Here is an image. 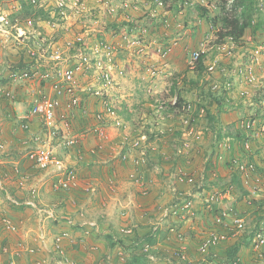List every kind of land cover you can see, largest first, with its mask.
<instances>
[{
	"label": "crops",
	"instance_id": "crops-1",
	"mask_svg": "<svg viewBox=\"0 0 264 264\" xmlns=\"http://www.w3.org/2000/svg\"><path fill=\"white\" fill-rule=\"evenodd\" d=\"M0 1L6 6L12 5L18 7L21 5V0ZM142 1L143 2L139 4V6H141L140 9L133 12V15L140 17V19L142 20L146 17H149L150 15H152L153 11L152 9H150L149 12H147L146 9L150 5L151 8H153L156 12L158 18H166L170 24V27L168 28L160 27L157 30V34L160 38L158 39L162 41L164 39V36H167L169 38L180 37V39L177 41V46H175V49L173 47L172 53H170L165 58L164 63H160V66H158L160 69L155 68L159 70L157 73H153V75H150L146 71L144 64H138L136 61L132 62L130 55H128L124 50H121L120 59L123 64L136 69L138 68V76H134L133 78L135 84L130 89L127 79H123L121 81L120 91L123 92V94H121L123 97V103L122 105L118 106V111L120 116L128 123L127 129L118 130L117 128L110 126L106 129L107 135H105L104 138L96 132L89 133L87 135H79L81 137L83 136L81 138L82 150L81 148L77 147L73 148V150L67 148L69 151L66 155L71 153V156L69 157H72L73 160H76L78 163L77 164L75 162L76 165H78L80 178L78 188L72 189L71 191L65 190L67 191V193H65V195H67L65 199L62 198V195L60 194H51V199L54 200H51L53 202H50L51 204L49 206L46 204L44 205V203L42 202L47 201V199H45L47 197L46 194L44 196V199L40 198V200H38L37 197H40L41 194H43L41 193L43 186L45 185L46 188L48 187V184H45L46 181L39 189L36 188L34 190H31V188H29V191L27 192L22 191L20 185L24 183L25 180L29 179V174H25V176L21 177L23 181L21 182V184H19V190L15 188L11 189L14 195L11 194V191L6 190V194L12 197L11 202L13 204L11 205L15 207L17 211L23 210L28 212L27 209L29 208H32L34 211H36V220L37 224L39 225L38 231L41 227H43L47 231L44 224L47 220H50L46 218L45 212H39L40 208L49 207L56 213H59L61 217L72 216L77 221L79 219V221L77 222L78 227L74 226L75 228H69L72 239H69V241L66 242V253L67 255H70V259H72L75 264L98 263L100 261V258L109 253L111 249L113 250V252L115 249L118 250V245L112 246L111 243L113 240L111 239V236H114V238L119 236L127 240V245L130 244L128 245L130 246V249L124 250L125 264H171L168 260L167 255L165 254L170 253V250L173 249L174 246H177V243L168 240L165 231L167 224H165L162 229L160 241L154 239V245L156 247L160 246V249L157 250L160 256L158 261L159 263L148 262L146 259H143V257L140 258L138 252H140L139 246L141 244V241L145 237V235L149 233L150 229L153 226L152 224L154 222H158L159 218H161V207L171 204L173 203V200H175L173 191L175 187L178 186L179 188H187V185L185 184H177V186L174 185V182L176 181L175 177L178 171L184 169L187 171L197 172L201 169V163L199 161H197L196 163V160L194 159L196 154L193 152V149L187 154L181 153L180 150L183 147L182 138H185V140L189 139L191 141V144L197 142L194 144V146L201 147L202 145L207 144V136H209L211 143L214 145L216 144V141L211 134L215 133L216 131H221L220 139H223V141L219 139L220 144L221 146H223L227 143L228 147L227 149L222 148L221 150H219L220 158H218V161L215 162L216 155L213 158L206 157L204 159V157L202 158L200 156L199 158H201V161L206 160V162L209 159V165L205 166L204 168L215 167L216 171L218 172V176L220 177V181L222 178H224L225 182L222 181L221 184H217L219 186L218 188L224 189L227 187L231 189L233 195L231 199L234 201L233 203H235L234 209L236 213L239 216L245 217L247 221L251 218V220H253V222L249 221L251 228H254L255 225L264 220V215L259 216V212L256 213L250 211V208L246 207L242 200H240L241 202L238 201L239 197L237 196V194L239 193V188L231 181L233 173L230 172L228 167V161H230L234 157L242 158L243 160L254 161L258 164L257 173L255 175H259L261 178H264V114L261 115L260 113H258V103H253L250 100L247 101L250 104L248 105L249 109L255 108L253 118H257L256 126L252 131H250V133L253 135L251 146L252 152L254 154L250 155L249 152H246L243 146V141L246 138V134L245 136L244 134L242 136L238 135V132H247V130L241 125L238 117L234 118V111L238 109L246 110L241 101L239 102V105L238 103H234V101H231L227 98L222 105H219L218 102L214 100L212 105L209 107L211 109V115L213 116V118H208L207 112L202 113V111H198L200 108H202L200 105H198V102H205V100L203 99L205 97L199 96L198 94L203 92L205 89H208L210 87L209 83L205 85L200 81L201 83L199 82L198 84L199 87H195V85L194 87H191V85H187L185 87L184 81L182 82V84H180L181 80H178L177 87H182L183 85L184 91L181 93V95L184 99H187V97L192 98V92H195L194 98H192L195 100V102L191 98L189 99L196 104L195 106H197L198 109L196 110L195 114L198 115L197 118L200 125L198 124V126L196 127V132L198 134L203 132V136L197 140L191 135L187 137V133L185 131L182 134L176 132L181 124L179 118L175 116V108L172 106L177 93H171V86L174 82L173 79L171 80L172 76L170 75H172V73L178 71L179 69H183V66H186L185 61L187 60L188 50L198 47V43L200 40L199 38L203 37L205 29L202 33L200 28H193L191 26V20H183L182 18L189 15L190 11L186 9L176 10L175 6L172 7V2H170L169 0H167V3H169L170 7L168 6L167 9H165V7L163 6L156 5L155 0ZM178 2H180V0H175V3ZM129 18V15L126 16L124 14H120L113 20L115 24H111L109 26L116 25L118 27L126 20H129ZM73 24H75V22H73ZM39 25V27L46 33H50L52 31L47 20L40 22ZM79 25L77 24L72 26L68 31L59 30L54 35L64 41L71 36H75V32L81 29ZM200 27L203 29V26ZM114 38L115 34L109 31L107 33L106 39L109 41ZM117 42L116 45L118 44ZM167 42H170L169 39L167 40ZM253 48L254 46H252V44H249L245 48L243 46L240 47L239 52L236 54L235 58L242 55L246 58L244 59V62L250 63V52ZM2 55H5V52L0 48V56ZM6 58L10 60L9 56ZM235 61H237V63L234 68L237 69V66L242 65V63H239L241 62V60L238 58L235 59ZM257 63V67H260V71L258 73L263 78L259 79L258 83L255 82L254 84H250V86L248 85L247 87H245L244 84L242 85V83L244 82H242V80L239 81V79H242L241 75L239 78L236 77L238 81H235V84L238 89L234 90L233 93L231 92L234 95L233 96L231 94V97L234 98L235 94H240V91L243 89L249 90L252 94L254 92L256 94L260 89H264V60H260ZM4 64L5 66L2 70L3 73H0V84L6 83V80H4V76L6 75L5 70L7 71L8 67L6 63ZM150 64L155 65L152 62ZM164 67H166V70L164 69ZM161 69H164L163 72L161 71ZM179 72H181V70H179ZM169 76L170 85L166 79V77L169 78ZM242 86L244 87L241 88ZM19 96H21V98H19L20 101L14 102H8L7 100L5 101V99L0 98V109L8 112V115L10 117L13 113H15L14 111L24 109V102L21 101V99L26 100L27 98L23 97V93H21ZM164 99L170 102L166 110H163V108L156 103L158 100ZM252 99L256 100L257 98L254 99L252 97ZM96 103L97 100L90 99L89 107L93 110L98 109V103ZM224 106L228 107V109L230 108V111L233 112H229V110L228 112H226L224 109H222ZM162 111L165 116L162 115ZM197 112H199V114H197ZM172 115L174 116L170 117ZM19 117H24V114H20ZM78 117H81L79 118L80 121H78L77 124V131L79 132H82L83 129L88 125L95 123L92 116V118H85L86 116L82 115ZM204 118L209 119V124L211 126H209L208 123H203V120H205ZM230 124L233 127V130L227 132ZM5 127L6 129H8V135L10 136L8 138L3 137L2 132L4 131V129L2 130L0 123V141H5L7 143V146L10 144V146L14 149L15 145H19V147L22 145H28V142L25 139V131L18 127V119H15L13 123H9ZM198 127L200 128V130L198 129ZM242 128L244 130H241ZM11 131H14L13 134L11 133ZM32 131L35 130L32 129ZM124 134H126L127 136L126 140H128L129 145L131 140L140 139V145L142 144L148 146L147 152L150 157L147 165L142 168L143 170H140L138 167V159L136 158L138 150L133 149V154H130L131 157L135 156L136 162L134 163L132 162V158L128 160H123L120 158V154H126L125 151L128 152V146L125 147V144L122 140ZM39 135H42L46 139V143L53 147L55 146L58 151L66 149V147L62 149V146L60 145L62 143L60 137H54V135H51L49 131L47 133L40 132ZM92 148H96L98 150L96 154H90V152H88ZM138 172H142L144 180L143 186L135 181ZM39 180H41V178ZM57 180L58 177H55L52 181L53 183H56ZM87 182H89L88 184L90 187L88 189H85L88 187L85 186ZM212 183L215 187L214 182ZM52 187L54 189L56 186L51 185V187H49V190L52 191L50 193H53ZM143 188L147 190L146 194H143ZM205 189L208 190V186ZM13 200L17 201L18 204H15ZM28 201L34 202L36 204V207H34L32 204L27 203ZM203 201H205V199ZM203 201L202 205H200L197 210H202L201 214L203 216V220L206 223H209L212 220L211 218L213 217L214 212H217V209H215L214 211L208 210ZM222 204H227L230 206V202H223ZM83 209H85L89 217H86L84 215ZM125 210L127 211L126 217L122 215V212H124ZM96 213H99L100 216H97V218L95 219V217L92 215H96ZM260 213L264 214L262 212ZM83 219L96 220L99 223L100 231H103L102 234L93 235L86 238L84 236V228L80 227V222ZM19 222V224H25V220H19ZM30 224L31 223H28V225ZM130 224H133L131 225L132 227L135 226L134 230L136 236L135 238L129 237L128 240L126 233L121 231V229L124 226H129ZM185 226L187 234L186 241L188 246L187 254L192 259H198L200 255L197 251V241L193 239L189 240L188 235H192L193 232L192 229L189 228L188 224ZM53 227H59L57 232L61 230V228H65L60 226L59 223H56ZM50 232L47 231L48 234H50ZM28 233L29 231H27L26 234H21V240H16H19V243H23L24 241H26L28 246L37 247L38 243L36 241V238L32 239V237H28V235H30ZM233 240L230 242L228 241L229 243L226 242L225 244H223L221 246L220 253L222 255H225L223 254V251L227 249H235V255L240 253L243 263L250 264V262H247V260L245 259V253H247L248 255L249 250L242 248L238 242ZM12 243L15 242L13 241ZM20 245L22 246L25 244ZM95 246L97 247L96 249ZM18 247H14V250H16ZM11 248L13 249V245ZM47 254L48 253L46 250H41L36 256L45 257L47 256ZM0 256L2 257V260H0V264H16V262L12 263L11 261V253H4V255L0 253ZM19 257H24L26 260L25 263L27 264H34L33 259L36 258L35 256H31L22 249L19 250L18 254L14 255V260L16 258L18 260ZM136 257L137 260L135 259Z\"/></svg>",
	"mask_w": 264,
	"mask_h": 264
},
{
	"label": "built area",
	"instance_id": "built-area-1",
	"mask_svg": "<svg viewBox=\"0 0 264 264\" xmlns=\"http://www.w3.org/2000/svg\"><path fill=\"white\" fill-rule=\"evenodd\" d=\"M20 1V0H19ZM233 3L235 0H228ZM99 4L104 5L107 13L114 11H123L129 15L131 9H137L139 0H119L116 4L115 0H97ZM20 6H6L0 1V48H6L5 44L11 42L12 48L18 59L7 62V74L4 76L6 83L0 84V98L9 101H14L16 86L23 85L25 91L28 93L27 98L32 102L33 107L29 110V116H40L48 124L49 127L58 122L62 123L64 127L63 143L68 147H74L80 139L77 135H73V131L77 129L78 117L80 115L92 116L97 121L95 126H90L89 131H95L100 135L104 132V122L107 118L111 119L113 123L121 127L123 126L122 120L118 117L116 112L117 96L115 95L117 85V75L122 74L124 69H121L114 60L116 55V46L106 39L107 33L114 30L105 23L103 27L99 24L105 21L104 17L98 18L97 10L88 8L86 0H21ZM116 4V5H113ZM24 4H32L34 9L43 8L49 15V19H41L42 16L32 17L31 15L25 16L23 14ZM260 9H264V0H260ZM105 13V12H104ZM78 18H82L79 20ZM37 19V20H35ZM47 20L52 31L50 33L44 32L39 26L40 22ZM75 22V24H73ZM80 23V25H79ZM79 25L80 30L75 32L74 37H69L62 41L61 38L55 36L57 31H68L74 25ZM140 32L135 33L133 30L129 31L124 28L120 31V38L130 48L137 49V53L147 55V47L144 44L145 36L148 32L146 27L140 28ZM116 33V32H115ZM248 41L252 43V37L249 35ZM151 43V42H150ZM237 47L235 39L229 37L226 42L217 45V50L226 54H233L232 49ZM160 56H166L169 49L161 47L157 50ZM253 51V54L251 53ZM250 52V61H259V57L264 56V42L256 46ZM14 52V54H15ZM205 52L204 47H200L192 51L188 64L194 68L196 61ZM255 52H258L257 54ZM38 54V55H37ZM37 56L38 61L33 62V70L20 68L16 62L21 58L28 59V57ZM257 57V58H255ZM39 58H44V62ZM216 64H210L208 70L213 72ZM42 67L49 69V74L53 75V80L44 88L33 92V84L36 82L34 77H44L41 74ZM119 71V72H118ZM251 73V72H250ZM244 74V73H243ZM243 76V75H242ZM249 83H255L254 74H248ZM13 86H15L13 88ZM46 87H49L46 90ZM253 94L249 90H241V96L258 103L260 107V114H264V94L259 99L253 100ZM92 97L100 98L101 109L91 112L89 101ZM183 109L186 112L185 122L188 124V134H194L196 130L197 119L193 116L192 105L190 102L185 104ZM205 112L204 109L201 110ZM254 115V114H253ZM242 120L241 125L248 129L253 130L257 123V118ZM60 119V120H59ZM69 119L72 121H69ZM76 124V125H75ZM264 130V124H263ZM253 135L249 132L248 138L252 139ZM251 139L244 142V147L247 151L252 153ZM139 141L136 140L132 143V147L138 148ZM188 144L186 145V147ZM92 153H96V149H91ZM141 160L144 159V151L140 152ZM30 159L40 169H47L56 165L60 171L61 177L55 184L57 189L72 190L78 188L79 172L75 166L65 165V160L58 159L55 151L51 145H42L38 149L30 153ZM128 154L123 156L124 159L128 158ZM136 161V159L134 158ZM139 163V160L137 161ZM140 164V163H139ZM258 167L257 162L239 161L235 158L230 162L229 168H239L243 172V183L249 191L247 198L244 202L250 204L251 200H256L264 197V178L255 175ZM216 177V172L212 170L200 169L197 172L187 171L181 169L176 175L178 183L188 185L190 189L178 190L177 187L173 190L183 205L180 206V213L185 218V213L192 214L193 200L197 191L202 192L206 189V182L208 178ZM135 181L141 186L144 185V180L141 172H138ZM88 183H86L87 185ZM85 189H88L90 186ZM143 194L147 190L143 188ZM232 191L230 188H225L220 191L208 193L206 199L207 209L214 211L212 204L219 205L217 212L212 217V224L207 229L197 230L196 223L191 222L189 228L195 229L196 233L192 234L197 239V251L200 254V260L197 264H218L217 248L220 244L226 242L230 238H236L246 230V221L243 216H239L234 207L231 205H223L225 199L232 198ZM15 204L17 201L13 200ZM36 207L34 202L28 201ZM38 208V207H37ZM162 209V216L158 222H154L152 228L148 233L150 238H160L159 231L164 227V222L172 213L177 210L171 206H165ZM39 212H45L46 218L51 219L53 222L66 224L68 228L77 225L75 218L67 216L60 218L54 210L48 208H40ZM194 215V214H193ZM188 223V222H187ZM187 223L184 222L186 225ZM0 224L3 229L8 233L18 232V225L9 216L3 215L0 219ZM179 226L172 224L167 227V238L170 241H175L178 245L173 249L172 255L177 257L175 264H193V260L188 256L186 226ZM80 227L84 228L85 234H91L92 230L99 232V225L96 221L83 219L80 222ZM122 231L126 234L133 232L132 227H124ZM71 238L69 229L63 228L61 231L50 236L47 231L41 227L36 237L37 247L23 246L30 255L35 256L34 264H47L45 258L37 257L38 252L41 250L54 251L57 256L56 264H69L70 259L65 254L64 243L67 239ZM51 240V243H50ZM160 241V240H159ZM141 242V248L146 253L149 260L157 261V256L152 253L153 245L149 243L148 238H144ZM264 246V222L260 228L254 232L252 248L255 252L260 253ZM0 247L3 252L11 253L12 255L18 254L19 250L10 249L4 246L0 238ZM96 248V247H95ZM22 249V250H23ZM12 250V251H11ZM208 258H213L208 260ZM124 250L119 246L115 252L107 253L106 258L96 264H125ZM12 263H15L12 260ZM94 264V263H93Z\"/></svg>",
	"mask_w": 264,
	"mask_h": 264
},
{
	"label": "rangeland",
	"instance_id": "rangeland-1",
	"mask_svg": "<svg viewBox=\"0 0 264 264\" xmlns=\"http://www.w3.org/2000/svg\"><path fill=\"white\" fill-rule=\"evenodd\" d=\"M86 1H87L88 8H92L94 10H97V12L99 14L98 18L101 19L102 16L104 17V20L103 21H105V22L99 24L101 27H103L105 23L114 22L113 20L115 19V17L119 16V14H120V10L106 14L107 13V10H106L105 6L104 5L102 6L101 4H99L97 2V0H86ZM213 1H215V0H213ZM235 1L233 3H231L228 0H222V1L221 0H217L216 2L219 5H222L223 4L225 6V10L227 11V14L230 13V15H231V13L232 14L233 13H236L237 15H241L243 8L241 6H238L236 9H234V5H235L234 3H235ZM115 3L118 4L116 1H115ZM259 3H260V0H255L254 1L255 13H254L253 17H254V21L255 22H257L258 20H264V9L263 10L260 9V4ZM116 4L113 3V5H116ZM136 18H137V16H136ZM202 22H205V24H203V28L205 29V32L208 34V33H211L212 31H215V34L214 33H212V34L215 37H217V29L219 28L218 25L220 23H222V21L217 25V27H215V25L213 24V22H210V20H203ZM108 24H110V23H108ZM200 30L203 33V30L202 29H200ZM262 31H264V30H262ZM248 32H249V30H248ZM213 35H211V36H213ZM261 35H263V34H261ZM256 36L258 37V35H256ZM251 37L253 38L252 35H251ZM118 39H119V36L117 35V36H115L114 39L109 40V43L115 44L118 41ZM179 39H180V37H178L177 40H179ZM199 39L202 40L203 37H200ZM253 40H254L255 43H258V41H257L258 38L256 39L254 37ZM240 44H242V43L239 42V45ZM5 46H6V48H1L5 52V55L0 56V71H1L0 73H3L2 70L4 69V66H5L4 63L11 62L12 60H16L17 61V59H18V55H16V52L13 49H10V48H14L13 43L9 42V43L5 44ZM175 46H177V44L174 45V49H175ZM158 48H159L158 46H155V47L152 46L149 49V53H150L149 58H150V61L155 64L151 68H153L152 70H155L156 73L160 69L158 67V66H160V63L161 62L164 63V60L167 57V56L158 57L159 56V52L157 51ZM239 49H240V47L238 48V51H236V52L233 51V54L231 56L236 55L239 52ZM8 51H9V54H8ZM172 51H173V49L170 51V53H172ZM14 52H15V54H14ZM189 53L190 52L188 50L187 56L190 55ZM251 53L254 56L253 51ZM255 53L257 54L258 52H255ZM8 56H9L10 60L8 58H6ZM230 58L229 59H226L227 60L226 62H229V65L223 66V69L221 70V72H220V70H219V72L218 71L217 72L215 71L214 76L212 75V77L215 80L221 82V80H223V78H226V76H227V74L229 72L230 74H232V77H234V81H236V82L238 81L236 77L239 78L240 75H241V78L242 79H239V81L242 80V82H244V83H242V85L244 84V86L247 87L248 85L250 86V84H253V83H249V81H248L249 80L248 79V74H250V75H251V73L254 74V78H255L254 82H257V83L259 82V79L263 78L258 73L260 71L259 70L260 67H257V64L258 63H255L256 62L255 60L250 61V63H248V62H244V59H246L245 56H242V55L241 56H238L237 58L241 60V62H239V63H242V65H238L237 66V69H236V68H234V66L237 63V61H235V59H237V58H235L233 60L230 59ZM255 58H257V57H255ZM263 60L264 59H262L261 61H263ZM133 61H134V59L132 60V62ZM185 63H187V62L185 61ZM240 66H241V68L245 72L243 74V77H242V72H239V70H240L239 67ZM187 67L188 66H183V69H179L181 71L183 70L182 72H180L181 73L180 74L181 76H180V79H179V80H181L180 81V84H182L185 76L190 77V78L191 77L195 78L196 76L199 77L197 74H194L192 71H189L190 69H187ZM155 68H159V69H155ZM164 69L166 70V67H164ZM164 69H161V71L163 72ZM126 70H127V73L126 74L128 76V78H126V79L129 82V89H130L135 84L133 78H134V76L135 77L138 76V68L136 69V68H133L132 67L130 69L129 67H126ZM179 70L176 71V73H178ZM146 71L150 75H153L152 72H150L148 70H146ZM224 72H225V74H223ZM5 74H6V70H5ZM173 75H174V73H172V75H170V76H172L171 80L175 77ZM170 76H169V78L166 77L167 82L169 83V85H170ZM213 78H212V82H213ZM200 81L202 83H204L203 80H200ZM244 86H242L241 88H243ZM14 87L15 86H13V88ZM48 88L49 87H46V90H48ZM205 90H208V89H205ZM176 91L178 93L179 92L182 93L184 91L183 90V85H182V87H178L176 89ZM192 94H193L192 98H194L195 92H192ZM237 96H239V95L238 94L237 95L235 94V97L231 101H234V103H238V104L241 101L242 105L245 106V109H246V110L238 109V110L234 111V118H237L238 117V119L240 120V123H241L242 120L245 117H247L246 119H249V117H251L255 113V111H254L255 108H253V109L250 108L249 109L248 105H250V104H249V102H247L248 100L246 101L243 98L241 99L240 97H237ZM17 98L19 99V98H21V96H18ZM189 98H191V97H187V100H190ZM18 99H16V101H20V99L19 100ZM192 100H194V99H192ZM21 101L24 102V106H23L24 109H22V110H25L26 109L25 107H27L28 104L30 105V103H29L30 101H29V99H26V100L25 99H21ZM225 107L226 106H224L222 109H224L226 112H228V110H229V112H233V111H230L231 110L230 108L228 109V107H226V108ZM0 116H1L0 117L1 128H2V130L4 129V131L2 132L3 133V137L4 138H8L10 135H8V131H7L8 129H6L5 126H7L9 123H13L15 121V119H11V117L8 115V112L3 111L2 109H0ZM204 119L205 120H203V123H208L209 124V119H206V118H204ZM246 119H244V120H246ZM199 125H200V123H199ZM209 126H211V125L209 124ZM198 129L200 130L199 127H198ZM232 130H233V127L230 124V127L228 128L227 132L228 131L230 132ZM13 132L14 131H11L12 134H13ZM73 133H74V135H75V133L78 134L77 131L76 132H73ZM211 135H212V137L215 138V141H216V144H214V145L211 143V140H210V137L209 136H207V142H206L207 144L202 145L201 147L194 146V144L197 143V142H194L193 144H191L192 149H193V152L196 154V156H195L194 159L196 160V163H197V161H199L201 163V166H200L201 169L204 168L205 166H208L209 165V159L207 160V162H206V160L201 161L200 160L201 158H199V156L202 157V158L204 157V159L206 157L213 158L217 154L220 155V151L219 150H221L222 148L227 149V147H228L227 146V143L225 145H223V146H221V144H220L221 131H216L215 133H212ZM202 136H203V132L200 133L199 136L195 137V139L198 140ZM62 139H64V138H62ZM61 141H63V140H61ZM218 141H219V143H218ZM221 141H223V139ZM81 142H82V140L76 145V147L77 148H81V150H82V147H81L82 146L81 145L82 143ZM60 145L62 146V149L65 148L64 144L61 143ZM31 147H33V145H30V144H28V145H22L20 147H19V145H15V149L13 147H11L10 144L8 146H7V144H5V147H0V219L3 217V215H6V216H9L17 224L20 223L19 220H25V224H19V227H18L19 231L16 232V233H11V234L8 233V232H6L3 229V227L1 226V224H0V229H1L0 230V238H1V241L4 240L11 247L13 245V248L14 247H18L20 244L27 245L26 241H24L23 243H19L20 241L19 240H16V239H20L21 238V234H26V232L29 231L28 234H30L32 236L28 235V237H32V239H34V238L37 237V235H38V233H39L40 230L38 231L39 225L37 224V220H36L37 219L36 211H34L32 208L27 209L28 212L23 211V210L17 211L15 209V207H13L11 205V204H13L11 202L12 201V197L11 196H8L6 194V190L7 191H11V189H13V188L19 190V184H21V182L23 181V179L21 177L22 176H25V174H29V179L25 180L24 183H22L20 185L21 186L20 188L24 192L29 191V188H31V190H34L36 188L39 189V188H41V186L46 181L45 184H48V187L46 188V186L44 185L43 186V189L41 191V193H43V194H41L40 197H37L38 200H40V198L41 199H44L45 194L47 195V197L45 198V199H47V201H42L44 203V205L46 204V205L49 206L51 204L50 202H53V201H51V200H54V199H51V194H60V195H62V198H64V199L67 196V195H65V193H67V191L62 190V189H57L56 187L54 189L52 187L53 193H50L52 191L49 190L50 189L49 187H51V185L52 186H55V184L58 182V180H57L56 183H53L52 180H54L55 177L56 178L57 177L59 178V175H60V171H59V169L57 168L56 165L51 166V167H49L47 169H40V168L36 167V165L32 162V160H28V162H26L24 164H23V161L20 162L21 158L25 157V154H27V150L30 149ZM51 147L55 151V154H56V156H57L58 159L65 160V163H64L65 165L66 164H68V165L69 164H71V165L72 164H75L76 165L77 161L76 160H73L72 157H69V156H71V153H69L68 155H66L68 153V151H69L67 148L64 149V150L58 151L55 146L54 147L51 146ZM73 148H75V147H72L70 149L73 150ZM13 153H15V155L17 156V158L20 156V159L19 160H16L15 158H11V154H13ZM76 169L78 170V165H76ZM40 178H41V180H39ZM51 178H52V180H51ZM219 178L217 180L209 178V180L207 181L208 190H206L204 192H201L200 191V194L198 195V197L195 198V200H196L195 203H197V205H196L197 207L196 208H199V206L202 205V201L205 199V197L208 195L209 192H214L216 189H218L219 186L217 185V183L220 182V179ZM222 181L225 182L224 178H222L221 179V182L218 183V184H221ZM212 182H214L215 187L213 186V183ZM87 183H89V182H87ZM87 185H85V186H87ZM189 189H190V187L187 186L186 190L188 191ZM46 191H47V193H46ZM69 191H71V190H69ZM239 193H240V191H239ZM239 193L237 194L238 197L240 196ZM11 194H13L12 191H11ZM48 194H50V195H48ZM56 196H58V195H56ZM235 197H236V195H235ZM175 199H176V196H175ZM238 201H240V199ZM40 204H42V203H40ZM172 204H173L172 207H175L176 204L179 207L181 205H183V203H182V201H180V199H178L177 201L173 200V203ZM46 208H49V207H46ZM83 210H84V212L83 211L82 212L84 213V215L86 217H89V215L86 213L85 209H83ZM201 212H202V210L201 211H199V210H197V211L193 210L192 213L194 215L192 216V218H191V216L187 217L188 219H186L185 223H187V221H188L187 224H191V222H193V223L195 222L196 224L195 223L194 224L196 225L197 230H200L202 228L203 224H204V220H203V216H202ZM57 214L59 215V213H57ZM185 214H186L185 216H187L188 213H185ZM92 216H94L95 219H96L97 216H100V214L99 213H96V215H92ZM94 217H92V218H94ZM180 219L181 218H178L177 215H175L174 218H171V220H173V222H175V223H179V220ZM50 220H47L44 225L46 226L47 231H49V232L51 231L49 235H53V234L57 233V230L59 229V227L58 228L53 227L57 222H53V221H50ZM78 221H79V219H78ZM249 221H252L253 222V220H251V218H250V220L247 221V224H246L247 230L243 231V235H241V237L239 239H246L247 241L250 239L249 238L250 237V234H249L250 222ZM28 223H31V224L28 225ZM62 227H65V226L62 225ZM62 229L63 228H61V230ZM61 230H59V231H61ZM192 230H193V234H194V232L196 233V228L195 229H192ZM102 232H101V234H102ZM51 233H53V234H51ZM188 236H189V240H191V239L195 240V237H193L192 235L189 234ZM99 237H101V236H99ZM9 240H10V243H9ZM27 240H28V238H27ZM232 240L233 239H230V241H232ZM13 241L15 243H12ZM50 243H51V240H50ZM222 245H223V243L221 244V246ZM64 248H65V254H66V256L68 258H70L69 257L70 255H67V253H66V241L64 243ZM223 248H226V247H223ZM17 249H19V248H17ZM115 251H116V249L114 250V252ZM111 252H113L112 249L109 251V253H111ZM0 253H2L4 255V253L1 250H0ZM47 253H48L47 256H45V257L42 256L41 258H45V260L47 261V264H56L57 257H58L57 255L58 254H56L54 251H47ZM246 255H247V253H245V259L247 260V262L249 261L250 264H264V259L263 260H258V261H256L255 259H253V256L250 253V251H249V254L247 256ZM1 258L2 257L0 256V260H2ZM105 258H106V256L104 255L103 257L100 258V261L104 260ZM15 260H16L15 261L16 264H27V263H25L26 260H25L24 257L23 258L19 257L18 260H17V258ZM33 263H34V260H33ZM156 263H159V262L157 261ZM69 264H75V263H74V261L72 259H70ZM245 264H248V263H245Z\"/></svg>",
	"mask_w": 264,
	"mask_h": 264
},
{
	"label": "clouds",
	"instance_id": "clouds-1",
	"mask_svg": "<svg viewBox=\"0 0 264 264\" xmlns=\"http://www.w3.org/2000/svg\"><path fill=\"white\" fill-rule=\"evenodd\" d=\"M116 2H118L119 0H115ZM217 0H215V1H213V0H180V2H178V3H175L174 4V6H175V9L176 10H179V9H186V10H189L190 11V14L189 15H187L186 17H183L182 19L183 20H191L192 21V23H191V26L193 27V28H200V29H202L200 26H203V24H205V22H202L203 20H210V22H213V19H214V17H216V16H218L219 14H221L222 12L224 13V10H225V6L222 4V5H219V4H217V2H216ZM222 1V0H221ZM71 2H73V0H71ZM143 1L142 0H139V2L137 3V6H138V8L137 9H131L130 11H129V16H130V18H129V20H126L123 24H121V25H119L118 27L116 26V25H112V26H110L113 30H114V32H112L113 34H115V36H119V39H118V44L116 45V43L114 44L115 46H116V55H114V60H115V62H116V64L121 68V69H124V71H123V73L122 74H118L117 75V85H116V90H115V95L117 96V101H116V112H117V115H118V117L122 120V122H123V126H121V127H118V126H116L114 123H113V121L111 120V119H109V118H107V120H105V122H104V134L103 135H100L99 133V135L102 137L103 136V138H104V136L105 135H107V128L108 127H110V126H112V127H115V128H117L118 130H126L127 129V125H128V123L120 116V114H119V111H118V109H119V107L118 106H120V105H122V103H123V97H122V95L121 94H123V92L122 91H120V87H121V81L123 80V79H125L126 80V78H128V76H127V70H126V66L127 65H124L123 64V62L121 61V59H120V53H121V50H124L128 55H130V58L133 60L134 59V61H136L138 64H144V67H145V69L146 70H148V71H150V72H152V73H155V70H152L153 68H151L152 66H154V65H151L150 63H151V61H150V58H149V55H150V53L148 54L147 53V55H142V56H140L138 53H137V49H133V48H130V47H128L127 45H126V43L125 42H123L122 40H121V38H120V31L122 30V29H124V28H128L129 29V31H131V30H133L135 33H137V32H140L142 29H140V28H143V27H146L147 29H148V32H147V34H146V36H145V39H144V44L146 45V47H147V51L149 52V49L152 47V46H158V47H161L162 48V41H160L159 39V37H158V34H157V30H158V28L155 26V23H154V21H153V18H158V16H157V14H156V12L154 11V9L153 8H151V6L149 5L148 6V8L146 9V11L147 12H149V10L150 9H152V11H153V13H152V15H150L149 17H146L145 19H140V17H137L136 18V16H134L133 15V12H135V11H138L139 9H140V7L141 6H139V4L140 3H142ZM155 3H156V5H159V6H163L164 7V5L166 4L165 3V0H155ZM188 3V4H187ZM167 7H168V5L166 4V7H165V9H167ZM203 8H206V9H208V19H200L199 17H197L198 15H199V13H201L202 12V10H203ZM120 14H124V15H126L127 16V13H125V12H123V11H120ZM119 14V15H120ZM196 17H197V19H196ZM79 20H81L82 18H78ZM165 20H166V24H163V25H161L160 27H164V28H168V27H170V24H169V21L165 18ZM194 22V23H193ZM108 23H110V24H108V25H111V24H115L114 22H108ZM219 29V28H218ZM218 29H217V31H218ZM203 31H204V28L202 29ZM116 32V33H115ZM212 33H214L215 34V31H212L211 33H206V32H204V35H203V39L202 40H199V43H198V47L197 48H194V49H191V50H189V56H187V60H186V66H190L189 64H188V59H190V56H191V53H192V51H194L195 49H198V48H200V47H204V49H205V52L203 53V54H205V56H204V62H205V64H206V66H207V68L205 69V79H211V82L209 83V86L211 87V90H218L219 88H221V82L220 81H217V80H215L213 77H212V75L214 76V74H215V71L217 72H219V70H220V72H221V70L223 69V66H221L220 68H218V61H223V62H226L227 60L225 59V58H222V56H221V54H223V55H225V56H227V57H231L230 59H235V56L236 55H233V56H231V54H226V53H224V52H222V51H219V50H217V45H219V44H216L215 45V43H213V40L215 39V38H217V37H215ZM247 33L248 34H245L244 35V39H246V41H247V44L249 45V39H248V37H249V35H252L253 36V38L256 36V35H258L259 36V38H258V43H255L254 42V40H253V38H252V46H254V48L256 47V46H258L259 44H261L262 42H264V35L262 36L261 34H253V33H249L248 32V30H247ZM211 35H213V36H211ZM230 36H225L224 37V40H223V43L224 42H226V40H228V38H229ZM232 37V36H231ZM159 38V39H158ZM168 39H169V44H168V49H169V52L168 53H170V51L173 49V47H174V45H176V43H177V39L178 38H169L168 37ZM234 39V38H233ZM220 40V39H219ZM151 42V43H150ZM243 45H239V46H237L236 48L238 49L239 47H242ZM253 48V49H254ZM234 52H236V51H234ZM188 54V53H187ZM158 57H161L160 55L158 56ZM264 58V56L263 57H259V61L260 60H262ZM250 60H251V58H250ZM258 61V62H259ZM213 63H215L216 64V66H215V70L213 71V72H211V71H209L208 70V66L210 65V64H213ZM127 67H129L130 69L132 68L131 66H127ZM237 71V70H236ZM119 72V71H118ZM6 74H7V71H6ZM223 74H225V72L223 73ZM212 78H213V82H212ZM203 82H204V80H203ZM220 82V83H219ZM176 93L178 94V92L176 91ZM264 93H262V95H263ZM240 95H241V92H240ZM262 95H260V96H262ZM91 99H95V100H97V103H98V106L97 107H99L98 109H101V107H102V105H101V101H100V98H95V97H92ZM177 100H178V96L176 95V98H175V100H174V102L172 103V106L175 108V116H177L178 118H179V121H180V124H181V126L176 130V132H182V133H184V131L187 133V137L188 136H193L194 138L195 137H197V136H199V134L196 132V130H195V132H194V134H188V129H189V126H188V124L185 122V118H186V112H185V110L183 109V107H184V105L185 104H183L182 105V108H180V107H177V106H175L176 104H177ZM244 100H248V99H244ZM188 102H190V104L192 105V114H193V116L197 119V121H196V127L198 126V115H196L195 114V112H196V110H198L197 109V106H195L196 104L194 103V104H192V100H187L186 99V104H188ZM96 103V104H97ZM160 107H162L163 108V110H166V108H167V106H169V104H170V102L168 101V100H166V99H164V100H158L157 102H156ZM165 104V105H164ZM98 109H91V112L92 111H95V110H98ZM202 109H204L203 107L202 108H200L198 111H201ZM205 110V112H202V113H206V109H204ZM259 112H260V107H259ZM197 114H199V112H197ZM93 114L91 113V114H87V115H82V116H86L85 118H90L91 116H92ZM162 115L163 116H165L164 114H163V111H162ZM174 115H172V116H170V117H173ZM93 117V116H92ZM91 117V118H92ZM93 119H94V117H93ZM244 120V119H243ZM79 121H80V119H79ZM94 121H95V123L94 124H91V125H88L87 127H85L84 129H83V131L82 132H79V131H77V133L78 134H76L75 133V135H77V137L79 138V139H81L82 137L81 136H79V135H87V134H89V133H93V132H95V131H89L87 128L88 127H90V126H95L96 125V123H97V121L94 119ZM78 123V122H77ZM246 129V128H245ZM247 130V132H244L245 134H246V138L244 139V141H243V146H244V142L247 140V139H251V138H248V133L250 132V131H252V129L251 130H248V129H246ZM74 132V131H73ZM72 132V133H73ZM76 132V131H75ZM97 133V132H96ZM181 133V134H182ZM245 134H244V136H245ZM73 135H74V133H73ZM63 136H64V133H63ZM126 134H124L123 135V137H122V140H123V142H124V144H125V147L126 146H128V152L127 151H125L126 152V154H128V158H126L127 160L128 159H131L132 158V162L134 163V162H136L135 160H134V158H135V156L134 157H131V155L130 154H133V147H132V143L134 142V141H136V140H131L130 141V145L128 144V140H126ZM142 139V138H141ZM138 141H139V144H140V139H137ZM81 141V140H80ZM252 139H251V144H252ZM47 144V143H46ZM46 144H44V145H46ZM62 144H64L63 143V141H62ZM188 144V146L186 147V145ZM64 146L66 147V148H72V147H68V146H66L65 144H64ZM182 148H181V153H189L191 150H192V146H191V141L189 140V139H187V140H185V138H182ZM74 147H76V146H74ZM245 148V147H244ZM93 149V148H92ZM94 149H96V148H94ZM134 149H136V150H138V153H137V155H136V158L139 160V163H138V167H139V169L140 170H143L142 168H144V166H146L147 165V163H148V160H149V154H148V152H147V149H148V146H146V145H139V147L138 148H134ZM246 150V149H245ZM251 150H252V148H251ZM97 149H96V153H97ZM142 151H144V159H146V162L145 163H143L142 162V160H141V156H140V152H142ZM89 152H90V154H96V153H92L91 152V149L89 150ZM246 152H249L250 153V151H247L246 150ZM253 154V152L252 153H250V155H252ZM125 154H120V158L121 159H123V160H126V159H124L123 158V156H124ZM254 155V154H253ZM218 158H220V155L219 154H217L216 155V157H215V162H217L218 161ZM236 158H238V157H236ZM235 159V157L234 158H232L230 161H228V167H229V164H230V162L231 161H233ZM137 160V161H138ZM238 160L239 161H246V162H254V161H248V160H243L242 158H238ZM70 163V162H69ZM68 165V164H67ZM70 166H75L76 167V165L75 164H69ZM37 167V166H36ZM258 168V167H257ZM203 169H205V170H207V171H209V170H212V171H215L216 172V177H213V178H211V179H215V180H217L218 178H219V176H218V172L216 171V169H215V167H209V168H203ZM229 170H230V172L231 173H235V172H239L240 173V176L242 177V179H243V172L239 169V168H234L233 170H231L230 168H229ZM256 172H257V169H256ZM142 173V172H141ZM177 175V174H176ZM61 177V175H59V178ZM59 178H58V180H59ZM176 178V177H175ZM209 180V178L207 179V181ZM243 181V180H242ZM221 182V181H220ZM220 182H218V183H220ZM217 183V184H218ZM177 184H182V183H178L177 182V180L174 182V185L175 186H177ZM243 185H244V183H243ZM188 186V185H187ZM208 185H207V182H206V186L205 187H207ZM227 188V187H226ZM246 188V187H245ZM177 189L178 190H180V189H185L186 190V188H179L178 186H177ZM225 189V188H224ZM216 190H218V191H220V190H222L221 188H218V189H216ZM211 192H209V194H210ZM176 193L174 192V196H176L175 195ZM200 194V192H197L196 193V195L192 198V200H193V206H192V208L191 209H193V210H195V211H197V203H195V198H197L198 197V195ZM207 197H208V195L205 197V201H203V203L206 205V207H207V204H206V199H207ZM264 198V197H263ZM263 198H260V199H263ZM178 200V198H177V196H176V199H175V201H177ZM256 200H259V199H256ZM243 201H244V199H243ZM224 202H230V206L232 205L234 208H235V206H234V204L235 203H233L234 201L232 200V199H225V201ZM176 203V202H175ZM233 203V204H232ZM172 203L171 204H168V205H166V206H171L172 207ZM212 207L214 208L213 210H215V209H218V207H219V205L218 204H216V206H215V203H213L212 204ZM161 208H164V206L163 207H161ZM174 208H176L177 210H175V212L174 213H172L171 215H170V217H168L167 218V220H165V222H164V225L165 224H167V226H166V229H167V227L169 226V225H172V224H177V225H179V226H184V222L186 221V219H188L187 217H189V216H191V218H192V216H193V213L192 214H187V216H185V218L184 217H182V213H180V207L176 204L175 205V207ZM48 209H50V208H48ZM193 210H192V212H193ZM163 212V211H162ZM56 213V212H55ZM215 213V212H214ZM57 214V213H56ZM58 215V214H57ZM122 215L124 216V217H126L127 216V211L125 210L124 212H122ZM175 215H177L178 216V218H181L180 220H179V223H175V222H173V220H171V218H173ZM59 216V215H58ZM60 218H66V217H61V216H59ZM70 217H72V216H70ZM74 218V217H73ZM245 218V217H244ZM212 219V218H211ZM88 220H92V219H88ZM52 221V220H51ZM93 221H96V220H93ZM245 221H246V224H247V219L245 218ZM76 222H77V220H76ZM97 222V221H96ZM188 222V221H187ZM264 222V220L263 221H261L260 223H258L257 225H255V227L254 228H251L250 226H249V234H250V239L247 241L246 239H239L240 237H241V235H243V232H242V234L240 235V236H238V237H236V238H230V239H234V241H236V242H239V245H241V247L242 248H245V249H248L249 251H250V253L252 254V256H253V259H255L256 261H258V260H263L264 259V246H263V248L261 249V251H260V253H258V252H255L254 250H253V248H252V242H253V238H254V232L257 230V229H259L260 228V226H261V224ZM59 224H62V223H59ZM97 224L99 225V223L97 222ZM211 224H212V220L209 222V223H206L205 221H204V224H203V226H202V229H207V228H209V226H211ZM18 225V224H17ZM64 226H65V228H67V229H69L68 228V226L66 225V224H63ZM131 225H133V224H130L129 226H124V227H132ZM163 225V226H164ZM75 227H78L77 225L75 226ZM74 227V228H75ZM123 227V228H124ZM133 228V232L131 233V234H126L127 236H129V237H131V238H135V236H136V234H135V226L134 227H132ZM163 229V228H162ZM162 229L159 231V235H161V232H162ZM246 230H247V228H246ZM19 231V230H18ZM121 231H122V229H121ZM166 231V234H167V230H165ZM69 232H70V229H69ZM192 232H193V230H192ZM11 234V233H10ZM70 234H71V232H70ZM98 234H101V231H100V227H99V232H96V230H92V233L91 234H85V232H84V236L86 237V238H88L89 236H93V235H98ZM193 236V235H192ZM160 237V236H159ZM144 238H148V241H149V243H151L152 245H153V248H152V253H154V251L156 250V253H154L156 256H157V261H159V257H158V255H157V250H159L160 249V246L159 247H156L155 245H154V243H152L151 242V239H153L154 240V238H150L149 239V237H148V233L145 235V237ZM143 238V239H144ZM161 238V237H160ZM160 238H155L157 241H159L160 240ZM70 239H72V237L70 238ZM142 239V240H143ZM230 239L229 240H227L226 242H228V241H230ZM114 240H116V237L114 238ZM195 240L197 241V239L195 238ZM67 241H69V239H67ZM66 241V242H67ZM173 242H175V241H173ZM226 242H224L223 244H225ZM2 243H3V245L5 246H8L4 241H2ZM83 243H85V242H83ZM143 242H141V244H142ZM175 243H177V242H175ZM199 242L197 241V244H198ZM141 244H140V246H139V250H140V252H143V250H142V248H141ZM128 245H130V244H128ZM177 245H178V243H177ZM23 246L24 247H26V246H28V245H22V249H23ZM119 246V245H118ZM10 249H12L10 246H8ZM86 247V246H85ZM96 247V246H95ZM176 246H174L173 247V249L175 248ZM18 248H21V245L18 247ZM97 248V247H96ZM95 248V249H96ZM0 249L2 250V248L0 247ZM14 249L15 248H13V251H14ZM123 249V248H122ZM220 249H221V244L219 245V247L217 248V255H218V264H224L223 263V261L225 260V258H221V253H220ZM23 250H25V249H23ZM124 250V249H123ZM12 251V250H11ZM26 251V250H25ZM117 251V250H116ZM2 252H3V250H2ZM27 252V251H26ZM170 252H171V250H170ZM5 253V252H4ZM10 253V252H9ZM28 253V252H27ZM124 253H125V251H124ZM29 254V253H28ZM143 254L145 255V257L147 258V260H148V262H157V261H152V260H149L148 259V257H147V255H146V253H144L143 252ZM199 254V253H198ZM107 254H105V256H106ZM200 255V254H199ZM32 256V255H31ZM200 257L201 256H199V258L198 259H200ZM191 258V257H190ZM35 259V258H34ZM33 259V260H34ZM70 259V258H69ZM192 259V258H191ZM12 260H14V255H12V259H11V261ZM193 261L194 260H196V259H192ZM15 261V260H14ZM199 261V260H198ZM100 262V261H99ZM171 264H175L177 261H175V262H171V261H169ZM93 264V263H92ZM94 264H96V263H94ZM232 264H244L243 263V261H242V259H241V254L240 253H238L235 257H234V259L232 260Z\"/></svg>",
	"mask_w": 264,
	"mask_h": 264
},
{
	"label": "trees",
	"instance_id": "trees-1",
	"mask_svg": "<svg viewBox=\"0 0 264 264\" xmlns=\"http://www.w3.org/2000/svg\"><path fill=\"white\" fill-rule=\"evenodd\" d=\"M170 2H172V7H174L175 4V0H169ZM168 1V2H169ZM254 1L255 0H236L235 1V5H234V9H236L238 6H241L242 9V13L241 15H237L236 13H230L227 14V11L224 10V13L222 12L221 14H219L218 16L214 17L213 19V24L215 25V27H217V25L222 21V23H220L219 29L217 31V38H215L213 40V43L216 44H222L224 37L227 36H232L235 39V43L237 46H239V42L242 43L240 45H243V47H247V41L246 39H244V35L248 34L247 30H249V33H253V34H263L264 35V20H258L257 22L254 21V13H255V6H254ZM165 3L169 6V3H167V0H165ZM166 4L164 5V7H166ZM170 7V6H169ZM225 8V7H224ZM23 12L25 14V16L31 15L32 17H37V16H42L43 18L41 19H49V15L47 14V12H45L43 10V8H39V9H34L32 4H24L23 6ZM208 9L203 8L202 12L199 13V15L197 17H199L200 19H208ZM196 17V19H197ZM37 20V19H35ZM155 26L159 29L161 25L166 24V20L165 18H154L153 19ZM194 23V22H193ZM262 35V36H263ZM159 37V35H158ZM255 38H259V36H255ZM220 39V40H219ZM168 37L164 36V39L162 40V48L163 49H168V44L169 42H167ZM249 44H251L249 42ZM232 51H238V49L235 47L232 49ZM170 53H168L166 56H168ZM38 55V54H37ZM204 56L205 54H202L199 59L196 61V66L194 68H192L191 66H188L187 69H190L189 71H192L194 74H197L199 77H187L185 76L184 78V86L186 87L187 85H191V87L195 85V87H199V81L200 80H204V84H208L211 82V79H205L204 75H205V69L207 68L205 62H204ZM222 58L225 59H229L230 57H227L223 54H221ZM234 59V58H233ZM232 59V60H233ZM40 61L44 62V58H39ZM38 61L37 56H32V57H28V59L25 58H21V60L19 62H16L18 64V66H20V68H26L27 70H33V62ZM257 63V62H255ZM225 65H229V62H221L218 61V68H220L221 66H225ZM240 68V72L245 73L244 70ZM43 71L41 72V74H44V77H34V80L36 81L33 84V92H37L39 89L44 88L45 85L49 84L50 81L53 80V75L49 74V69L46 67H42ZM186 69V70H187ZM182 72V71H181ZM185 72V71H184ZM187 72V71H186ZM181 73L178 72L176 73V71L174 72L175 76L173 78V82L172 86H171V93L174 94L176 91L175 89H177V81L180 79V75ZM185 74V73H184ZM193 74V75H194ZM192 76V75H191ZM221 88H219L218 90H211V87L208 88V90H204L203 92H201L200 94H198L199 96H204L205 98H203L205 100V102H198V105H200L201 107H203L204 109H206L207 112V117L208 118H213V116L211 115V109L209 108L213 101H217L219 105H222L226 99L228 98L229 100H232L233 97H231L232 93L234 90L238 89L235 81H234V77H232V74H230L228 72L226 78H223V80H221ZM186 84V85H185ZM189 88V87H187ZM203 88V87H202ZM16 92H15V98L13 99L14 101H16L17 97L23 93L24 96L23 97H27L28 93L25 91L24 86L20 85V86H16L15 88ZM45 90V88H44ZM232 92V93H231ZM241 92V91H240ZM262 93H264V89H260L257 91V93L255 94V92L253 93V98L254 99H259L260 95H262ZM239 97L242 99H245L244 96H241L240 94H238ZM178 96V100H177V104L175 106L182 108L183 104H186V99L183 98V96L181 95V92H179L177 94ZM198 96V97H199ZM4 99V98H2ZM28 99V98H27ZM6 100V99H5ZM198 100V99H197ZM8 102H11L9 100H7ZM12 101V102H14ZM30 101V100H29ZM195 102V101H194ZM194 102H192V104H194ZM30 105L28 104V108L25 107V110H17L14 111L15 113L12 114L11 119H18V127H20L22 130L25 131V135H26V141L28 142V144H32L33 147H31L30 149L27 150V154L25 155V157L21 158L20 162L23 161V164L26 163L28 160H31L30 158V153L36 149H38L39 147H41L42 145L46 144V139L42 136L39 135L40 132L44 133V132H48L51 135H54V137L59 138L61 140H63L62 138H64L63 136V128H59V127H64L62 123L58 122L57 125H53L51 127L48 126V124L44 121V119H42L40 116H29V110L32 109L33 105L32 102H29ZM208 106V107H207ZM259 113V112H258ZM16 114H24V117H19V115ZM247 117H245L244 119H246ZM60 120V119H59ZM69 121H72V119ZM35 130V131H32ZM77 131V129H75ZM74 130V132H75ZM241 130H244L243 128ZM32 131V132H31ZM182 132H180L179 134H181ZM243 134H245L243 131L238 132L239 136H242ZM5 144H7L5 141L2 142L0 141V147H5ZM14 155V156H13ZM11 158H15L16 160L20 159V156L17 158V156L15 155V153L11 154ZM33 162V161H32ZM34 163V162H33ZM35 164V163H34ZM242 177L240 176L239 172H235L232 175V182L239 188L240 191V196L239 199L243 201V199L247 198L249 191L245 188V186L243 185V181H242ZM249 197V196H248ZM252 203L248 204L246 202L243 201L244 205L248 208H250V211L252 212H259V216H263L264 214H261L260 212L264 213V198L263 199H259V200H251ZM66 217V216H65ZM63 224H60V226H62ZM117 236V235H116ZM112 241V246L114 245H119L120 247H122L124 250L126 249H130V246L127 245V240L123 239L119 236L116 237V240H114V236H111ZM127 239L129 240V236H127ZM151 242L154 243V240L151 239ZM126 243V244H125ZM173 249H171L170 253H167L165 255H167L168 260L171 262H175L177 261V257H175V255H172ZM140 258L143 257V259L147 258L145 257V255L143 254V252H138ZM154 253H156V250L154 251ZM236 250L235 249H227L225 251H223V254L226 255H221V258L225 257V260L223 261L224 264H232V260L234 259ZM164 254V253H163ZM137 255V254H136ZM158 257L159 253L157 252ZM137 260V257L135 258ZM213 259V258H211ZM210 258H208V260H211ZM198 260L200 259H196L193 261V264H197ZM148 261V260H147Z\"/></svg>",
	"mask_w": 264,
	"mask_h": 264
}]
</instances>
